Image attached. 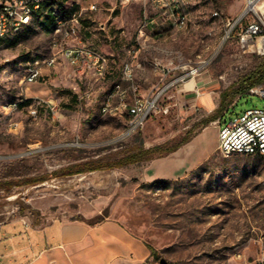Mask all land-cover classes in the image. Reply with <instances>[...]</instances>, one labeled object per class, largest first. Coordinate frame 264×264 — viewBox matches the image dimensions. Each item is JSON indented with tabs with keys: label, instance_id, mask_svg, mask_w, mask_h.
I'll return each mask as SVG.
<instances>
[{
	"label": "rangeland",
	"instance_id": "374dc122",
	"mask_svg": "<svg viewBox=\"0 0 264 264\" xmlns=\"http://www.w3.org/2000/svg\"><path fill=\"white\" fill-rule=\"evenodd\" d=\"M52 1L64 6L68 17L80 15L78 38L72 44L107 56L110 74L96 82L91 73H77L63 64L43 72L39 83H20L25 62L50 56L43 30L53 20L42 12L35 17L42 18L43 30L33 22L0 44V182L48 176L77 162L114 161L131 147L190 140L151 161L0 192V225L108 220L156 250V259L148 256L140 264H159L160 259L167 264H257L264 245V157H223L218 128L246 110H264V85L261 97L248 93L235 97L231 111L209 124L204 122L212 114L184 112L177 87H169L160 98L161 104L171 106L169 114L149 118L132 135H123L124 116L100 110L133 50L134 85L140 96L155 95L191 68H199L195 78L213 80L219 96L230 90L264 56L254 44L240 46L238 26L224 39L225 24L237 19L243 1L182 0L186 16L182 29L171 28L166 15L150 6L123 8L116 0ZM91 4L97 11H88ZM144 24L145 36L138 45L136 37ZM160 69L167 70L165 77ZM24 98L51 102L56 114L42 107L33 120L25 106L11 113L4 109Z\"/></svg>",
	"mask_w": 264,
	"mask_h": 264
},
{
	"label": "built area",
	"instance_id": "2783aa9c",
	"mask_svg": "<svg viewBox=\"0 0 264 264\" xmlns=\"http://www.w3.org/2000/svg\"><path fill=\"white\" fill-rule=\"evenodd\" d=\"M46 0H0V44L19 34L33 22L40 21L41 17H35L36 13L47 14L44 9ZM120 7L139 4L143 7L150 6L154 10L166 15L169 26L174 29H182L186 25V16L181 12L182 0H116ZM243 8L237 19L228 20L225 24L227 31L224 39H229L233 30L239 27L236 37L240 46L256 45L259 39L264 38V0H242ZM88 11L95 12L97 7L91 4ZM54 16L49 37L50 56L43 59H33L22 65L23 78L20 83L36 84L44 79L43 72L56 69L63 64L68 65L77 73L89 72L96 82H104L110 74L109 58L95 50L83 45H74L77 40V27L80 15L73 14L66 17L53 7ZM217 16V13H214ZM147 24V23H146ZM138 30L136 42L139 45L141 37L145 36L144 28ZM104 31V27L100 26ZM122 64L119 81L105 93L100 108L101 113L110 116L122 117L125 120L123 135H132L140 131L151 117L167 116L171 106L161 104L160 98L169 87H177L185 83L188 78L198 75L199 68H191L186 74L173 79V81L152 96L138 95V88L134 85L133 59ZM45 72V73H46ZM163 77L167 70L160 69ZM261 88H253L249 95H260ZM27 99L7 105L4 109L16 112L20 105ZM43 103V104H41ZM30 117L35 120L39 108L45 107L52 115H55V107L51 102H32L28 106ZM16 127V124H14ZM218 151L223 157L231 155L261 156L264 157V110L250 109L232 117L218 128ZM257 264H264V245L260 248Z\"/></svg>",
	"mask_w": 264,
	"mask_h": 264
},
{
	"label": "crops",
	"instance_id": "0c3cea01",
	"mask_svg": "<svg viewBox=\"0 0 264 264\" xmlns=\"http://www.w3.org/2000/svg\"><path fill=\"white\" fill-rule=\"evenodd\" d=\"M216 87L199 75L179 84L176 95L184 102L185 113L200 110L209 115L219 105ZM235 103L227 105L221 119ZM148 256L145 244L108 220L94 225L81 221L0 225V264H140Z\"/></svg>",
	"mask_w": 264,
	"mask_h": 264
},
{
	"label": "trees",
	"instance_id": "16d2710c",
	"mask_svg": "<svg viewBox=\"0 0 264 264\" xmlns=\"http://www.w3.org/2000/svg\"><path fill=\"white\" fill-rule=\"evenodd\" d=\"M53 7L57 8V11L62 14L63 16L68 17V10L65 9L64 6L54 4L52 0L45 1L44 3V9L47 10V14L44 16L45 18L52 20L54 19V16L52 15ZM37 25L43 30L41 27V20L36 22ZM53 25V24H52ZM52 25L49 29L43 30L44 32L48 33ZM264 85V56L260 59L258 64L255 66V68L249 72L248 74L240 77L237 82L232 86L230 90H227L225 92H222L219 96V105L215 112L209 116L205 124H209L211 122H214L216 120L221 121V114L225 110V108L228 105V102H232L235 97H240L246 93L250 89L261 87ZM31 103V100H26L23 104L20 105V108L22 106L29 105ZM225 123V122H223ZM222 123V124H223ZM189 137L183 138L178 143L168 146V143L153 146L148 149H144L142 147H131L123 152H121L120 156L115 159L114 161H107L104 163H100L99 161H84V162H77L75 164L68 165L64 168H61L50 175L46 176H40L36 178H27L25 180H22L20 182H14L11 180L7 181H1L0 182V192L9 193L13 187H31L35 185H39L41 183H44L45 181L51 179V178H61V177H67V176H73L78 175L82 173L87 172H94L102 169H112V168H123L128 165L136 164L141 161H151L156 158H159L163 154H170L177 151L180 147L184 146L189 142ZM96 223L90 224L94 225ZM146 248L150 252V256L154 259L157 258V252L155 249H153L150 245L145 244Z\"/></svg>",
	"mask_w": 264,
	"mask_h": 264
},
{
	"label": "bare ground",
	"instance_id": "6f19581e",
	"mask_svg": "<svg viewBox=\"0 0 264 264\" xmlns=\"http://www.w3.org/2000/svg\"><path fill=\"white\" fill-rule=\"evenodd\" d=\"M257 49L261 50V51H264V38L258 40Z\"/></svg>",
	"mask_w": 264,
	"mask_h": 264
},
{
	"label": "water",
	"instance_id": "95a60500",
	"mask_svg": "<svg viewBox=\"0 0 264 264\" xmlns=\"http://www.w3.org/2000/svg\"><path fill=\"white\" fill-rule=\"evenodd\" d=\"M159 264H167V263L163 259H160Z\"/></svg>",
	"mask_w": 264,
	"mask_h": 264
}]
</instances>
